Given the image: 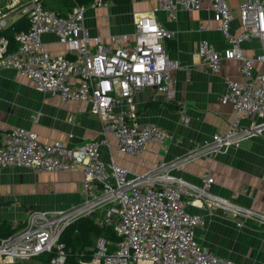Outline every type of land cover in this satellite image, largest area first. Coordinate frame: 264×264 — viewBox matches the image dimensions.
<instances>
[{"label": "built area", "instance_id": "obj_1", "mask_svg": "<svg viewBox=\"0 0 264 264\" xmlns=\"http://www.w3.org/2000/svg\"><path fill=\"white\" fill-rule=\"evenodd\" d=\"M110 1L76 3L63 16L44 7L43 0H0V31L14 22L16 14H26L29 20V27L15 34L16 50L8 51V39L0 38V67L19 71L37 90L57 94L62 101L86 102L89 111L103 120L99 136L73 146L60 140L42 142L37 132L22 126L1 130L0 170L8 166L46 172L80 170L84 180L79 202L66 210H33L16 223L22 224L20 229L0 236V264L45 253H53L51 264H65L61 234L81 216L94 217L117 236H100L93 259L84 264H234L198 241L197 229L206 225L207 218L189 206L200 200L210 214L220 210L239 227L245 220L264 224L263 214L239 205L233 197L214 193V178L209 174L200 183L174 174L172 166L178 168L184 158L172 164L162 161L138 174L111 159L106 161L102 147L109 145L107 134L112 133L118 152L140 156L152 141L171 138L161 124L139 120L134 98L154 88L166 101L175 100L173 71L181 62L168 55L165 42L174 34L158 20L157 13L164 11L173 21L179 9L199 10L205 1L211 4L228 45L220 50L203 40L200 57L213 72L221 70L224 59H236L244 78L224 75L221 101L233 106L235 118L224 133L212 134L188 157L226 153L242 139L258 136L261 125L254 122L246 127L242 119L264 116V73L253 70L255 60L264 61V0L240 3L242 31L238 35L232 32L234 16L226 0H159L149 12L136 17L132 33L92 35L84 24L87 10ZM45 34L56 35L67 52H50ZM252 38L260 40L261 51L247 56L242 44Z\"/></svg>", "mask_w": 264, "mask_h": 264}, {"label": "crops", "instance_id": "obj_2", "mask_svg": "<svg viewBox=\"0 0 264 264\" xmlns=\"http://www.w3.org/2000/svg\"><path fill=\"white\" fill-rule=\"evenodd\" d=\"M226 1L234 16L232 32L238 35L242 31L240 3L245 0ZM158 3L159 0H131L121 4L111 0L108 5L88 9L84 24L92 35L132 33L136 17ZM213 16L208 1L199 10L179 9L173 21L167 19L164 11L157 13L158 20L174 34L165 42L168 55L181 62L173 71L176 98L169 102L154 88H146L136 93L134 100L139 120L161 124L171 138L152 141L136 156L118 152L115 136L108 133L109 145L102 147V155L106 161L111 159L138 174L162 161L172 164L184 158L178 168L172 166L174 174L194 183L209 174L214 178V193L233 197L239 205L264 215V116L242 119L246 127L254 122L261 125L263 130L258 136L242 139L226 153L188 157L212 134L224 133L235 118L233 106L221 101L224 75L244 78L236 59H224L221 70L213 72L200 57L198 48L203 40L220 50L228 45ZM43 39L50 52H67V46L56 35L45 34ZM242 51L247 56L259 53L260 40L244 41ZM253 66L254 71L264 73V61L255 60ZM17 126L37 132L42 142L60 140L73 146L99 136L103 120L89 111L86 102L62 101L57 94L37 90L34 82L19 71L0 67V130ZM83 180L80 170L46 172L16 166L1 169L0 223L9 220L15 227L33 210L70 208L82 199ZM201 203L197 200L196 205L189 206L190 211L207 218L206 225L197 229L200 243L209 246L222 260L232 259L234 264H264V224L245 220L244 226L239 227L231 215L220 210L210 214Z\"/></svg>", "mask_w": 264, "mask_h": 264}, {"label": "trees", "instance_id": "obj_3", "mask_svg": "<svg viewBox=\"0 0 264 264\" xmlns=\"http://www.w3.org/2000/svg\"><path fill=\"white\" fill-rule=\"evenodd\" d=\"M94 0H43L46 8L52 9L60 15H66L76 3L90 4ZM116 3L126 4L131 0H112ZM29 20L27 15H21L9 27L0 31V38L8 39V51H14L19 47V42L15 38L16 32L27 29ZM1 132V130H0ZM22 227L19 224L13 227L9 220H3L0 223V236H9ZM105 236L111 239H117V236L110 228L101 227L90 216H81L76 218L68 225L61 234V241L64 243L66 253L65 264H84L91 261L97 251V239ZM53 253L40 255L41 259L50 262Z\"/></svg>", "mask_w": 264, "mask_h": 264}, {"label": "rangeland", "instance_id": "obj_4", "mask_svg": "<svg viewBox=\"0 0 264 264\" xmlns=\"http://www.w3.org/2000/svg\"><path fill=\"white\" fill-rule=\"evenodd\" d=\"M21 14H16L13 17V20H15L17 17H19ZM11 20V19H10ZM45 255V254H44ZM42 256V255H41ZM42 257L38 256L36 258H32L27 261H17L14 264H51L50 262H46L44 259H41Z\"/></svg>", "mask_w": 264, "mask_h": 264}]
</instances>
